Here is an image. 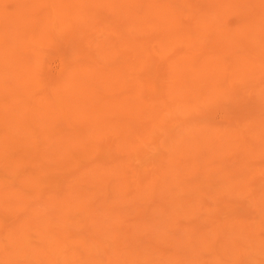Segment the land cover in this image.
Listing matches in <instances>:
<instances>
[{
  "label": "rangeland",
  "instance_id": "rangeland-1",
  "mask_svg": "<svg viewBox=\"0 0 264 264\" xmlns=\"http://www.w3.org/2000/svg\"><path fill=\"white\" fill-rule=\"evenodd\" d=\"M0 114V264H264V0H0Z\"/></svg>",
  "mask_w": 264,
  "mask_h": 264
},
{
  "label": "bare ground",
  "instance_id": "bare-ground-1",
  "mask_svg": "<svg viewBox=\"0 0 264 264\" xmlns=\"http://www.w3.org/2000/svg\"><path fill=\"white\" fill-rule=\"evenodd\" d=\"M41 1V0H40ZM89 1V0H88ZM11 2V1H10ZM256 3V2H255ZM45 4V3H44ZM43 4V5H44ZM23 5V4H22ZM52 7V6H51ZM219 7H220V5H219ZM18 8V7H17ZM35 8V7H34ZM93 8V7H92ZM232 8V7H231ZM262 11V10H261ZM157 14V13H156ZM260 18V17H259ZM164 22V21H163ZM139 23V22H138ZM162 24V23H161ZM174 25V24H173ZM187 25V24H186ZM125 28V27H124ZM23 29V28H22ZM31 29V28H30ZM214 30V29H213ZM167 31V30H166ZM20 32V31H19ZM135 32V31H134ZM255 32V31H254ZM160 35V34H159ZM21 36V35H20ZM111 36V35H110ZM178 36V35H177ZM212 36V35H211ZM241 36V35H240ZM112 37V36H111ZM116 37V36H115ZM200 37V36H199ZM224 38V37H223ZM30 42V41H29ZM170 43V42H169ZM259 43V42H258ZM223 44V43H222ZM226 47V46H225ZM229 47V46H228ZM113 49V48H112ZM180 49V48H179ZM104 50V49H103ZM111 52V51H110ZM113 53V52H112ZM239 54V53H238ZM106 55H107V53H106ZM105 55V56H106ZM115 55V54H114ZM106 60V59H105ZM242 61V60H241ZM35 68V67H34ZM243 69V68H242ZM34 75H35V73H34ZM34 75H32V76H34ZM200 75V74H199ZM240 75V74H239ZM196 76V75H195ZM38 77V76H37ZM83 77V76H82ZM180 77V76H179ZM89 79H87L86 81H88ZM198 81V80H197ZM196 81V82H197ZM212 81V80H211ZM89 82V81H88ZM24 83V82H23ZM91 85V84H90ZM30 86V85H29ZM93 86H94V84H93ZM87 87V86H86ZM130 87V86H129ZM23 88V87H22ZM8 89V88H7ZM63 89V88H62ZM93 89V88H92ZM92 89H91V91H92ZM96 89V88H95ZM128 89V88H127ZM23 90V89H22ZM94 90V89H93ZM66 91V90H65ZM90 91V92H91ZM60 92H61V90H60ZM92 92H94V91H92ZM108 92V91H107ZM122 93V92H121ZM74 94V93H73ZM82 95V94H81ZM147 95V94H146ZM102 96V95H101ZM218 96V95H217ZM104 97V96H103ZM128 97V96H127ZM86 99V98H85ZM215 100H216V98H215ZM68 101V100H67ZM66 101V102H67ZM80 101V100H79ZM90 101V100H89ZM69 102V101H68ZM129 102V101H128ZM140 102V101H139ZM16 104V103H15ZM18 104V103H17ZM86 104V103H85ZM168 104V103H167ZM183 104V103H182ZM202 104V103H201ZM82 105V104H81ZM156 105V104H155ZM162 105V104H161ZM61 108V107H60ZM159 108V107H158ZM45 109V108H44ZM114 109V108H113ZM84 110V109H83ZM33 111V110H32ZM74 111V110H73ZM120 111V110H119ZM133 112V111H132ZM70 113V112H69ZM73 113V112H72ZM76 114H77V112H76ZM84 114V113H83ZM128 114V113H127ZM175 114H177V113H175ZM186 114V113H185ZM1 115V114H0ZM68 115V114H67ZM166 115V114H165ZM173 115H174V113H173ZM188 115V114H187ZM7 116V115H6ZM68 117V116H67ZM74 117V116H73ZM164 117V116H163ZM182 117V116H181ZM2 119V118H1ZM78 120V119H77ZM82 120V119H81ZM4 121V120H3ZM91 121V120H90ZM162 122V121H161ZM82 123V122H81ZM12 125V124H11ZM15 125V124H14ZM42 125V124H41ZM89 126V125H88ZM26 127V126H25ZM90 127V126H89ZM167 127V126H166ZM2 128V127H1ZM93 128H94V126H93ZM96 128V127H95ZM164 128V127H163ZM99 129V128H98ZM104 129V128H103ZM1 130V129H0ZM96 130H97V128H96ZM100 130V129H99ZM48 131V130H47ZM94 131V130H93ZM92 131V132H93ZM176 131H178V130H176ZM46 132V131H45ZM164 132H166V131H164ZM167 133V132H166ZM170 133V132H169ZM168 133V134H169ZM142 135V134H141ZM225 137V136H224ZM24 138V137H23ZM102 138V137H101ZM10 139V138H9ZM80 140V139H79ZM45 141V140H44ZM134 141V140H133ZM140 141V140H139ZM208 141V140H207ZM118 145V144H117ZM182 145V144H181ZM183 146V145H182ZM10 149V148H9ZM222 149V148H221ZM126 150V149H125ZM196 150V149H195ZM122 151V150H121ZM178 151V150H177ZM2 152V151H1ZM6 152V151H5ZM109 152V151H108ZM223 152H225V151H223ZM222 152V153H223ZM186 153V152H185ZM197 153V152H196ZM212 153V152H211ZM196 155V154H195ZM181 157V156H180ZM194 163V162H193ZM170 165V164H169ZM202 166V165H201ZM210 166V165H209ZM183 168V167H182ZM171 171V170H170ZM170 173V172H169ZM166 178V177H165ZM164 181V180H163ZM263 186V185H262ZM238 189V188H237ZM162 190V189H161ZM235 191H236V189H235ZM6 197V196H5ZM15 197V196H14ZM19 201V200H18ZM26 202V201H25ZM63 205V204H62ZM66 205V204H65ZM69 205V204H68ZM3 210V209H2ZM61 210V209H60ZM65 211V210H64ZM12 214V213H11ZM54 219V218H53ZM56 219V218H55ZM58 220V219H57ZM166 220V219H165ZM63 222V221H62ZM162 224H164L165 225V223H162Z\"/></svg>",
  "mask_w": 264,
  "mask_h": 264
}]
</instances>
